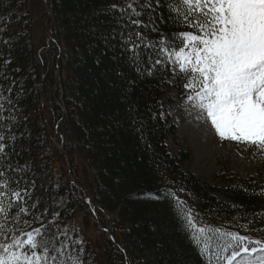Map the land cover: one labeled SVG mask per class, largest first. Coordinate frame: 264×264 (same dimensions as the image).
<instances>
[{"label":"trees","instance_id":"1","mask_svg":"<svg viewBox=\"0 0 264 264\" xmlns=\"http://www.w3.org/2000/svg\"><path fill=\"white\" fill-rule=\"evenodd\" d=\"M128 3L141 13L131 18L148 27L130 23L131 10L120 11ZM177 7L187 12L178 0H0V90L12 101L4 116L14 117L3 122L0 159V181L9 185L3 202L13 204L0 216L5 235L26 239L40 223L41 199L57 232L75 228L77 215L94 219L101 254H80L83 264H207L162 195L171 191L198 226L264 241V177L237 179L222 167L208 184L183 169L188 151L168 148L175 129L162 99L167 88L178 97L188 90V75H174L168 54L183 46V34L196 33ZM136 31L148 46L132 61L124 40Z\"/></svg>","mask_w":264,"mask_h":264},{"label":"snow or ice","instance_id":"2","mask_svg":"<svg viewBox=\"0 0 264 264\" xmlns=\"http://www.w3.org/2000/svg\"><path fill=\"white\" fill-rule=\"evenodd\" d=\"M133 2L138 3V0ZM178 2L186 6L187 12H180L179 7L174 11L182 17V22L196 30L195 34L182 35L184 44L174 55L179 72L188 75L185 87L193 93L188 100L199 110L201 118L210 122L221 141L244 144L264 152V0ZM128 9L133 26L137 29L148 27L131 18L141 15L133 3L120 11ZM124 43L132 61H138L141 47L148 46L140 31L129 33ZM160 43L163 45V41ZM5 102L12 103L0 90V159L6 154L3 122L5 119L14 122V117L4 116L8 110ZM4 175L0 170V178ZM6 188H9L8 183L0 181V216L5 218L13 207V204L5 206L3 202L8 193L2 190ZM149 195L153 199L160 198ZM162 195L174 201L182 219L193 230L194 241L207 264H264V241L198 226L192 210L175 193L166 191ZM13 196L17 201L21 198L20 192H14ZM7 231L11 233V229ZM4 232L5 225L0 223V264H83L79 256L69 254L67 261L60 258L65 256L67 243L56 247L54 242L38 241L39 229L35 234L26 233V239ZM214 240H224V243H213ZM50 251H54L51 256Z\"/></svg>","mask_w":264,"mask_h":264},{"label":"rangeland","instance_id":"3","mask_svg":"<svg viewBox=\"0 0 264 264\" xmlns=\"http://www.w3.org/2000/svg\"><path fill=\"white\" fill-rule=\"evenodd\" d=\"M147 6L151 7L154 12V5L151 1L147 2ZM35 25H37L34 32L35 46L36 48L38 46L39 52H43L45 41L38 23ZM168 55L175 75L179 71V66L174 61L175 53L170 52ZM186 92L187 96L178 97L174 88L170 87L166 89V94L162 99L163 114L175 129V141L169 139L167 141L168 148L176 156L180 150H185L191 157L190 162L184 165L183 169L208 184H214L213 176L226 168L228 169L226 171L233 173L237 179L251 176L264 177V152L244 144L221 141L212 129L210 122L203 120L199 110L193 107L192 102L188 100V97L193 93L189 90ZM217 196L223 198L220 193ZM37 202L40 223L26 233L33 232L35 234V230L39 229L41 235L37 236L38 241H51L55 243L56 247L67 243L69 247L65 256L60 257L65 261L69 254L80 258V254L89 250H93L97 255L101 254L103 243L93 218L86 221L84 217L77 215L75 228L57 232L54 228L55 215L49 216L45 212L44 201L37 199ZM57 237L59 239H56ZM77 241L81 243H76ZM81 249H83L82 252ZM52 254L54 251L49 252L50 256Z\"/></svg>","mask_w":264,"mask_h":264}]
</instances>
